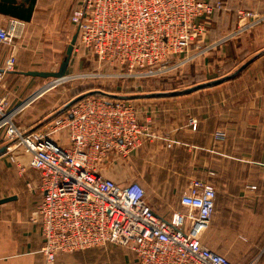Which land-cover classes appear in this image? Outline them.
<instances>
[{
    "label": "built area",
    "instance_id": "obj_1",
    "mask_svg": "<svg viewBox=\"0 0 264 264\" xmlns=\"http://www.w3.org/2000/svg\"><path fill=\"white\" fill-rule=\"evenodd\" d=\"M220 8V1L207 0H79L69 21L77 29L75 47L104 71L94 76L139 79L163 75L183 58L191 59V44ZM239 16L248 26L264 18L251 11ZM22 26L9 17L0 27V45L18 38ZM10 69V64L0 67V84ZM34 98L10 109L0 98V146L7 141L23 146L29 167L40 175L42 197L30 217L39 226L43 264L107 243L129 249L136 264H235L194 235L213 214L210 184L189 186L180 198L187 212L164 221L145 203L139 182L120 184L95 168L112 155L126 158L150 136L131 101L83 98L40 130L21 129L15 117ZM185 220L188 232L182 230Z\"/></svg>",
    "mask_w": 264,
    "mask_h": 264
},
{
    "label": "crops",
    "instance_id": "obj_2",
    "mask_svg": "<svg viewBox=\"0 0 264 264\" xmlns=\"http://www.w3.org/2000/svg\"><path fill=\"white\" fill-rule=\"evenodd\" d=\"M207 1H220L221 8L206 21L200 43L203 47L211 44L216 50L227 51L228 41L239 25L246 23L239 11L264 16V0ZM8 18L0 13V27ZM32 25L31 20L23 21L21 33L27 34ZM24 35L13 44L0 45V67L11 65L4 73L3 87L11 86V90L13 75L46 69L32 65L34 55L25 42L32 38ZM258 55L236 76L213 87L174 97L125 99L137 107L150 138L126 158L110 156L101 172L120 184L139 182L145 203L164 221L187 212L180 198L189 186L210 184L215 190L213 214L194 235L235 264H264V49ZM209 63L210 67L212 61ZM3 87L0 98L7 94L4 99L9 103L15 93H1ZM101 97L113 100L107 95ZM35 107L37 111L29 115L38 119L51 106ZM34 126L29 130L38 127ZM25 181L33 183L35 189L0 193V198L16 196L0 204V264H43L39 226L30 217L42 197L40 190L36 191L40 175L28 170ZM192 211L196 213L195 208ZM182 230L189 231L188 221ZM55 262L136 264V258L126 247L107 243L59 254Z\"/></svg>",
    "mask_w": 264,
    "mask_h": 264
},
{
    "label": "rangeland",
    "instance_id": "obj_3",
    "mask_svg": "<svg viewBox=\"0 0 264 264\" xmlns=\"http://www.w3.org/2000/svg\"><path fill=\"white\" fill-rule=\"evenodd\" d=\"M78 1L37 0L31 18V22L34 25L30 27V30L25 29V31L27 30V34L32 38L25 40L29 44L28 48L31 49V54L34 55L32 65L35 64L34 66L41 65L45 67L46 69L42 71H56L58 69L61 60L65 56L66 46L76 30L70 23L69 16L77 7ZM21 34L24 35L23 33ZM27 34L25 32V35ZM204 37L205 35L203 34V36L198 38L196 43L191 44L188 50L191 59L185 62L183 58L176 65L175 69L163 75L150 78L119 80L108 78L110 76H94L93 74L97 72L103 74L104 71L97 68V64L90 54L85 53L78 45L75 47V42L66 70V74L69 76L68 79L51 85L55 82L51 77L31 78L24 75H13L10 77L14 79L13 90L8 85L3 87L4 81H1L0 87L4 88L1 93H7L8 90L11 93H15V95L9 98V103L6 102L7 108L10 109L25 102L34 93L43 89V92L37 94V98L35 97L15 117L18 125L24 127L25 130H29L28 127L34 126L36 123L37 125L34 127H38L31 130H40L41 128L38 129L39 126L45 125L50 118H54L55 115L68 109L69 107L66 108L68 102L81 95L88 94L83 98L101 97L104 94H100L99 92H111L129 96L160 91L182 90L198 83L229 75L235 72L237 68L250 58L258 57L259 52L264 49V18L253 26H248L242 22L233 38L228 41L229 45L225 52L224 49H222L223 51L216 50V47L211 44L208 47H203L200 43L203 42ZM18 38H14L10 44H13ZM212 52L217 54L213 55ZM210 58L212 59L208 60ZM210 61H212V64L209 67ZM105 71L107 72V70ZM5 95L7 96V94H4L1 98L6 97ZM35 106L38 109L51 107L40 115L38 119H34L29 114L30 112L32 114L37 111ZM3 145H8L9 148L0 154V193L7 194L19 191H32L35 189L33 183L25 181L28 170H33L38 173L37 170L29 168V154L27 150L23 146L17 145L14 141H7ZM117 157L120 156L117 155ZM95 168L102 172L103 169L107 168V165H97ZM38 189L39 186L36 191Z\"/></svg>",
    "mask_w": 264,
    "mask_h": 264
},
{
    "label": "water",
    "instance_id": "obj_4",
    "mask_svg": "<svg viewBox=\"0 0 264 264\" xmlns=\"http://www.w3.org/2000/svg\"><path fill=\"white\" fill-rule=\"evenodd\" d=\"M37 0H0V13L3 15H6L8 17L16 18L24 22H29L32 18V14L35 8ZM77 39V29L75 30L74 34L72 35L69 43L66 46L65 49V56L63 60H61L58 69L56 71H36V70H28L25 72H21L23 75H29V76H38V77H51L54 79V81L61 80L63 77H65V73L70 61V57L72 54L73 46ZM253 58H250L247 62L242 64L235 72L222 76L220 78L211 79L209 81L198 83L193 86L184 88L182 90H171V91H160V92H152L144 95H119V94H107L105 92H99L100 94L108 95L110 98L113 99H136V98H166V97H174V96H181L186 95L195 91H198L200 89L213 87L216 85H219L225 81L230 80L234 76H236L239 72H241L244 68H246L252 61ZM43 89L37 91L34 93L33 96H36L39 94ZM91 93V92H89ZM88 94L81 95L79 97L74 98L70 102H68L66 108L74 104L75 102L81 100L83 97L87 96ZM7 149L6 145H3L0 147V154L4 153ZM16 199V196H6L0 198V204L6 203L8 201Z\"/></svg>",
    "mask_w": 264,
    "mask_h": 264
},
{
    "label": "bare ground",
    "instance_id": "obj_5",
    "mask_svg": "<svg viewBox=\"0 0 264 264\" xmlns=\"http://www.w3.org/2000/svg\"><path fill=\"white\" fill-rule=\"evenodd\" d=\"M74 48V47H73ZM73 51V50H72ZM65 77H63L61 80H57V81H55L54 83H52L51 85H54V84H56V83H58V82H63L64 80H66V79H68L69 78V76H67V74L65 73ZM50 85V86H51ZM49 86V85H48ZM47 86V87H48ZM43 91H41V93H42ZM108 94V93H107ZM41 95V94H40ZM108 96V95H107ZM33 97H36V96H33ZM104 99H106L107 100V98H104ZM109 100V99H108ZM54 119V118H53ZM52 120V119H51ZM51 120H49V121H51ZM49 121H47L46 123H48ZM21 128V127H20ZM22 129V128H21ZM25 130V129H24ZM10 149H11V147H10Z\"/></svg>",
    "mask_w": 264,
    "mask_h": 264
}]
</instances>
